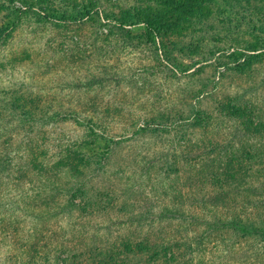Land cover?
Listing matches in <instances>:
<instances>
[{
	"label": "rangeland",
	"instance_id": "1",
	"mask_svg": "<svg viewBox=\"0 0 264 264\" xmlns=\"http://www.w3.org/2000/svg\"><path fill=\"white\" fill-rule=\"evenodd\" d=\"M212 6L182 34H3L0 264H264V0Z\"/></svg>",
	"mask_w": 264,
	"mask_h": 264
},
{
	"label": "trees",
	"instance_id": "2",
	"mask_svg": "<svg viewBox=\"0 0 264 264\" xmlns=\"http://www.w3.org/2000/svg\"><path fill=\"white\" fill-rule=\"evenodd\" d=\"M17 1L21 2V7L15 5ZM242 1L243 0H156L151 3V0H124L123 4H128V6L122 7L121 11L116 12L107 8L103 10L99 4L100 2L97 0L89 1L88 5L81 6L74 4L71 7L65 4L64 8L59 6V9L55 7H45L44 3L46 2H44V0H38V2H36L38 6L33 4L35 2L32 0H0V12H6L11 16L17 14L18 17L0 27V40L7 32H11L19 25L18 23L22 15L24 16L27 14L35 15L40 19L41 24H49L55 28L64 26L66 28L70 27L71 29L74 25H83L89 17H96L98 20H109L113 23L115 29L118 27V29L126 30L125 26L129 25L137 29L153 31L152 35L157 32L161 34L162 31L166 30L172 31V33L182 34L194 23L207 20V18L211 17L214 14L212 4L215 3L220 9V12L223 13L229 11L231 6L233 7L235 4H241ZM244 1L253 2L257 0ZM112 3L113 8L116 10V2L113 1ZM145 32L142 31V33ZM69 40V35H61L59 39L60 44L61 42L67 43ZM160 43L165 45L164 40ZM69 71H71V68L69 69L66 67L62 68L60 73L54 71L55 74L52 80L55 81L49 83V86H56L58 83L65 82L62 78ZM44 87L48 86L45 85Z\"/></svg>",
	"mask_w": 264,
	"mask_h": 264
}]
</instances>
